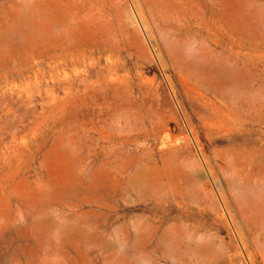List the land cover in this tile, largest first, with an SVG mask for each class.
Wrapping results in <instances>:
<instances>
[{"label":"rangeland","instance_id":"rangeland-1","mask_svg":"<svg viewBox=\"0 0 264 264\" xmlns=\"http://www.w3.org/2000/svg\"><path fill=\"white\" fill-rule=\"evenodd\" d=\"M0 264H264V0H0Z\"/></svg>","mask_w":264,"mask_h":264},{"label":"bare ground","instance_id":"bare-ground-1","mask_svg":"<svg viewBox=\"0 0 264 264\" xmlns=\"http://www.w3.org/2000/svg\"><path fill=\"white\" fill-rule=\"evenodd\" d=\"M182 6V5H181ZM117 39V38H116ZM176 58V57H175ZM191 95V94H190ZM193 95V94H192ZM192 104H193V102H192ZM193 107H194V105H193ZM168 160V159H167ZM165 163V162H164ZM165 165V164H164ZM187 169V168H186ZM233 178V177H232ZM170 181V180H169ZM186 185V184H185ZM184 242V241H183Z\"/></svg>","mask_w":264,"mask_h":264}]
</instances>
